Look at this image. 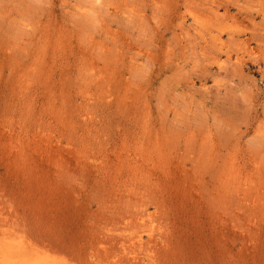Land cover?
<instances>
[{"label":"rangeland","instance_id":"obj_1","mask_svg":"<svg viewBox=\"0 0 264 264\" xmlns=\"http://www.w3.org/2000/svg\"><path fill=\"white\" fill-rule=\"evenodd\" d=\"M0 264H264V0H0Z\"/></svg>","mask_w":264,"mask_h":264}]
</instances>
